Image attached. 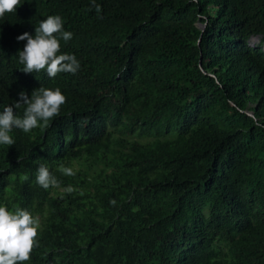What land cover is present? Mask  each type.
<instances>
[{
	"label": "trees",
	"instance_id": "obj_1",
	"mask_svg": "<svg viewBox=\"0 0 264 264\" xmlns=\"http://www.w3.org/2000/svg\"><path fill=\"white\" fill-rule=\"evenodd\" d=\"M20 3L0 19V112L40 87L67 98L0 145V206L40 222L23 264H264V0ZM49 15L76 74L22 71L16 38Z\"/></svg>",
	"mask_w": 264,
	"mask_h": 264
},
{
	"label": "clouds",
	"instance_id": "obj_2",
	"mask_svg": "<svg viewBox=\"0 0 264 264\" xmlns=\"http://www.w3.org/2000/svg\"><path fill=\"white\" fill-rule=\"evenodd\" d=\"M90 3L98 14L101 13L102 8L96 0H90ZM20 5V0H0V19L6 13L16 12ZM63 25L64 21L59 15H49L35 27L34 36L28 32L17 36V41H26L23 50L18 52L24 73L45 70L50 78H54L59 73L78 72L80 64L76 57L61 53L60 40L67 43L73 37V33L64 31ZM66 100L58 87L54 90L40 87L32 92L31 98L21 91L18 99L0 112V145L15 144L11 135L13 129L29 133L35 128H47L49 121L59 115ZM22 106L24 112L21 117L16 114V109ZM58 170L67 176L76 174L71 167L63 165ZM35 180L44 189L59 185L55 175L44 164L38 167ZM67 191L71 192V187ZM111 203L115 204V201ZM39 229V218L28 210L17 207L10 211L6 206H0V264H23L30 260L31 253L39 246Z\"/></svg>",
	"mask_w": 264,
	"mask_h": 264
},
{
	"label": "rangeland",
	"instance_id": "obj_3",
	"mask_svg": "<svg viewBox=\"0 0 264 264\" xmlns=\"http://www.w3.org/2000/svg\"><path fill=\"white\" fill-rule=\"evenodd\" d=\"M250 44L253 46L263 45V47H264V41L262 40V36H260V35L252 36L250 39Z\"/></svg>",
	"mask_w": 264,
	"mask_h": 264
},
{
	"label": "water",
	"instance_id": "obj_4",
	"mask_svg": "<svg viewBox=\"0 0 264 264\" xmlns=\"http://www.w3.org/2000/svg\"><path fill=\"white\" fill-rule=\"evenodd\" d=\"M205 25H206V23H200V27H202V29L205 28Z\"/></svg>",
	"mask_w": 264,
	"mask_h": 264
}]
</instances>
